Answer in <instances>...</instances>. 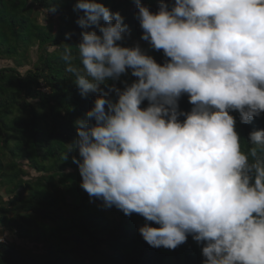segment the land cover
Masks as SVG:
<instances>
[{
    "label": "clouds",
    "instance_id": "obj_1",
    "mask_svg": "<svg viewBox=\"0 0 264 264\" xmlns=\"http://www.w3.org/2000/svg\"><path fill=\"white\" fill-rule=\"evenodd\" d=\"M134 2L140 39L163 64L139 41L125 46V17L98 0H77L81 40L59 53L80 95L97 93L69 144L80 187L104 209L142 216L151 247L191 236L202 264H264V129L242 140L232 115L264 114V0Z\"/></svg>",
    "mask_w": 264,
    "mask_h": 264
},
{
    "label": "trees",
    "instance_id": "obj_2",
    "mask_svg": "<svg viewBox=\"0 0 264 264\" xmlns=\"http://www.w3.org/2000/svg\"><path fill=\"white\" fill-rule=\"evenodd\" d=\"M98 2L125 17V46L139 41L158 63L165 62L162 50L140 39L134 0ZM159 2L142 0L152 11ZM76 3L0 0V264H202V248L191 236L174 250L151 247L139 233L142 216L104 209L80 187L72 162L78 153H68L69 144L77 138L74 122L86 118L97 93L82 97L59 56L64 43L81 40L76 21L83 12L74 11ZM50 6L56 11H46ZM43 12L51 14L47 23L40 20ZM179 103L191 110L187 95ZM232 115L242 140L264 129V114L249 124L240 122L238 112Z\"/></svg>",
    "mask_w": 264,
    "mask_h": 264
},
{
    "label": "rangeland",
    "instance_id": "obj_3",
    "mask_svg": "<svg viewBox=\"0 0 264 264\" xmlns=\"http://www.w3.org/2000/svg\"><path fill=\"white\" fill-rule=\"evenodd\" d=\"M50 16H51V14H49V12H43L41 15V18H40L41 22L47 23L50 20L49 19ZM27 245H28V243H27ZM28 246L32 247L33 245L29 244Z\"/></svg>",
    "mask_w": 264,
    "mask_h": 264
}]
</instances>
